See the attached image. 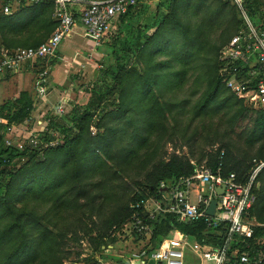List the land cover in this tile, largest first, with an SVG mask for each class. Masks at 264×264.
<instances>
[{"label": "trees", "instance_id": "trees-1", "mask_svg": "<svg viewBox=\"0 0 264 264\" xmlns=\"http://www.w3.org/2000/svg\"><path fill=\"white\" fill-rule=\"evenodd\" d=\"M254 2L244 0V10L252 23L264 30V20L256 19L258 10ZM143 3L144 0H137L127 14L119 17L118 34L111 44L113 61L102 72L103 82L109 77L116 84L117 100L111 98L114 89L93 87L88 90L89 102L82 106V112L73 110L72 126L51 121L35 148L27 144L22 150L17 146L8 147L6 133L2 134L7 127L0 125V264H43L46 255L53 254L59 237L58 232L49 229L48 216L76 211L83 206L81 199L87 198V205L92 207L93 200L101 193L97 190L92 194L89 187L104 191L109 186L103 199L116 202L120 190L115 184L137 160L146 167L141 169L146 170L144 183L134 195L130 196L129 192L127 201L114 206L94 239L98 245L93 251L105 252L107 241L114 242L117 233L136 214L151 230L144 257L157 250L162 240L174 231L201 244L222 245L227 225L214 228L205 220L181 223L176 215L169 213H156L151 219L142 202L161 200L165 192L162 183L170 188L179 179L196 172L192 159L185 155L173 153L168 159L154 161L159 149L156 141L162 139L152 141V137L166 129L164 121L174 111L179 116L187 113L194 117L232 113L228 119L232 123L247 111L255 113L246 141L250 145L262 143L257 154L239 158L225 144L204 153L196 164L207 160L215 173L221 165L224 176L235 173L242 179L255 166V161L264 162V110L250 108L237 98L219 73L220 53L232 36L246 28L245 20L233 0H157L149 19L142 23L135 17L145 12ZM6 6L11 7L10 14L4 13ZM55 9L56 3L52 0L37 3L0 0V50L38 47L46 42L59 26L53 18ZM77 16L80 17L78 8ZM218 29H221V39L216 41L212 34ZM124 32L128 34L119 40ZM131 57L135 58L136 66L128 65ZM191 80V96L204 87L193 105L190 98L180 99L177 93ZM166 93H171L174 99L167 100ZM33 111L34 99L28 91H22L17 98L0 106V117L9 125H22L31 120ZM96 112L102 113L97 122ZM130 128L133 132L127 139ZM46 144L50 146L45 147ZM109 162L114 163L113 167L108 166ZM93 179L94 182L88 181ZM258 181L261 187L251 214L259 223H264V169ZM43 206H49V212L40 213L39 207ZM254 237L249 240L248 249L243 244L235 246L253 255L264 247V227L255 228ZM92 260L85 261L99 264ZM58 264H63L62 259Z\"/></svg>", "mask_w": 264, "mask_h": 264}, {"label": "built area", "instance_id": "built-area-1", "mask_svg": "<svg viewBox=\"0 0 264 264\" xmlns=\"http://www.w3.org/2000/svg\"><path fill=\"white\" fill-rule=\"evenodd\" d=\"M37 3L40 0H28ZM56 3L55 18L59 22L56 32L38 47L20 48L15 51L2 49L0 61V78L7 73L19 74L26 63L37 64L38 61L48 62L53 58L61 43L69 37L77 22L75 11L80 13L81 25L86 35L96 46H100L107 36L114 21L129 12L136 5L137 0H52ZM243 13L245 29L239 30L224 46L220 53V76L226 87L246 105L255 110H264V30L257 28L244 10V0H233ZM10 6L4 8L9 14ZM48 71L40 77L46 79ZM39 90L45 91L42 82ZM41 125V121H39ZM0 125L6 126V135L14 134V124L0 117ZM45 131H48L45 130ZM44 132V131H43ZM39 137L28 136L25 140L15 141L6 138L8 147L17 146L24 149L25 145L33 148L39 145ZM53 145V144H51ZM50 146L46 144L45 147ZM225 151L221 152V156ZM191 177L179 179L172 187L162 183L165 189L161 200L149 199L142 202L146 214L151 219L156 213L176 215L181 223L205 220L210 227L217 228L227 225L221 246L201 244L189 236L179 232H172L171 236L162 240L159 248L150 256L139 260L140 264H263L264 247L253 255L248 251H241L235 244H243L250 248L249 240L255 239L257 219L251 214L257 203V191L261 187L258 178L264 169V162H256L251 171L242 179L237 174L228 176L222 174L221 165L216 173L207 165V160L198 165ZM224 188L223 194L217 189ZM216 200L214 216L208 214L211 202ZM151 203L154 210L149 211L147 204ZM140 207L137 205V208ZM132 230L138 235L150 233V228L143 220L134 215L132 221L124 227V231ZM112 248V246H110ZM106 251V248H104ZM88 251V250H87ZM93 251L84 254L80 260H68L64 264H89L85 261Z\"/></svg>", "mask_w": 264, "mask_h": 264}, {"label": "rangeland", "instance_id": "rangeland-1", "mask_svg": "<svg viewBox=\"0 0 264 264\" xmlns=\"http://www.w3.org/2000/svg\"><path fill=\"white\" fill-rule=\"evenodd\" d=\"M156 2L157 0H144L143 6L145 12L135 18H139L142 23L146 22L154 11L153 9ZM138 8L141 7L139 6ZM254 8L258 10L255 15L256 19L261 18L264 20V0H255ZM53 18L55 19V13L53 14ZM76 21H79V16L76 17ZM119 21V18L114 21L101 47H99L98 51L94 54L93 60L88 57L90 61L78 60V63L75 64V61L71 59L70 64H74H67L70 66L69 71L63 72V75L58 79L54 77L53 70L59 65L58 60L60 54H62L60 53V49L53 58L48 60V62H37L34 72L35 83L38 80L43 81L44 79L40 77L41 73L46 69H51L48 83L49 93L53 92V94H57L56 96H60L67 91L68 96L65 97L64 106L57 103L58 99H53L49 109H47L41 106V98L39 97L38 99L39 95L47 93L46 85H44V94L38 89L40 87L39 85H36L34 88H29L36 104L31 115V120L22 125H14L15 127L12 131L14 134L5 135L7 139L15 138V141L18 142L19 140H25L28 136H41L43 131L46 132L45 130H47L51 121L60 122L67 127L72 126L73 110L76 109L80 111V113L82 112V106L89 102L87 95L89 92L88 90L93 87L108 86L110 89H114L115 94L112 95L111 98L113 101L117 100L118 94L116 84L109 77H106V81L103 82L102 72L106 71L108 64L113 61L111 44L117 37L120 25ZM55 32L56 30L53 33ZM53 33L49 35V38ZM126 34L128 33L124 32L123 37L120 36L119 40L124 38ZM212 35L214 40L219 41L221 39V29L214 31ZM2 49L3 48L0 50V54ZM127 62L130 66L137 65L134 57L129 58ZM21 81L20 77L16 74L10 73L8 76L6 75L0 78V106L4 102L17 98L21 91H26L27 88L21 85ZM35 83L32 82L31 79H26L25 81V85L28 86H34ZM190 86H192V80L177 93L180 99L190 98V104L193 105L201 96L204 87H201L191 96L192 91ZM165 98L167 100H169V98L172 100L174 99L171 93H166ZM58 105L61 107L56 109ZM186 114L184 116H179L175 111L173 115L169 116L168 114L167 120L164 121L166 129L161 131L160 134L156 133L154 137H152V141L162 139L160 142L156 141V145L159 149L156 154L157 159L154 160L155 162L163 158L164 160L168 159L171 154L177 153L190 157L192 162L196 163L198 161L197 159H200L204 153L213 152L225 144H229L232 152L239 158H245L247 156L250 158V156H254L261 149L262 143L250 145L247 144L246 141L248 132L252 129L253 120L256 117V114L251 111L245 112L244 116L236 119L234 123L228 120L232 116V113L221 112L215 117H194V115ZM94 115L96 117L95 121L97 122L101 118L102 113L96 112ZM39 121H41V125ZM96 132L97 129L94 128L93 133ZM132 132V128L128 129L127 139L129 135H132ZM156 135H160V137ZM142 152H144V149ZM140 162L141 160H137L135 165L124 170L122 175L119 176L115 184L120 190L118 194L119 200L116 202H112L113 199L111 200V198L108 201H104L103 199V193L108 192L107 188H110L109 186H106L104 191H102L101 188L89 187L93 191L92 194H96L97 190H100L101 193L99 197L93 200L92 207L87 205V198L81 199L80 202L83 206L78 207L76 211L61 212L59 215L55 216L51 213L48 216L47 220L49 221H47V225L49 229L58 232L59 237H57V241L55 242L53 254L46 255L43 264H58L60 259H62V263L64 264L66 261L74 258L80 257L81 259L84 254L93 251L92 248L98 245L97 241L94 239L99 235L100 229H102L106 218L110 216L111 210L116 204L127 201L129 192L131 194L130 196H132V194L134 195V192L144 183L146 170L142 171L141 169H146V167H142ZM113 164L114 163L109 162L108 166L113 167ZM94 179L88 181L94 182ZM91 200L92 199H90V201ZM147 207L149 211L154 210L151 203L147 204ZM49 209V206H43L39 207L38 211L44 213L49 212ZM258 227H264V223H259L257 221L255 228ZM117 234L118 237L114 239V242L112 239V241H107L106 244H108V247L105 252L100 254L93 251V254L88 258H92V262H99V264H117L119 261L123 262V264H139L138 261L145 256L151 234L138 235L131 229L127 231L122 230ZM99 242L100 244L102 243V241ZM110 246H112V248H110Z\"/></svg>", "mask_w": 264, "mask_h": 264}, {"label": "crops", "instance_id": "crops-1", "mask_svg": "<svg viewBox=\"0 0 264 264\" xmlns=\"http://www.w3.org/2000/svg\"><path fill=\"white\" fill-rule=\"evenodd\" d=\"M101 45L96 46L94 41L86 35V31H85L84 27L81 25V21H80V17H79V21L77 22L76 27L73 29V31L71 32L69 37L67 39H65L59 47L60 53H62V54H60V57L58 60L59 65H57L56 68L53 70L54 77L56 79H58L60 76L63 75V72L65 73V72L69 71L70 66H68L67 64H69V65L74 64V63L70 64L71 59H73L75 61V64L78 63V60L79 61H84V60L90 61L88 57H90L91 60H93L94 54L98 51V48L101 47ZM35 67H36V64H32L30 62L26 63L23 66L21 72L19 74H16L22 80L21 85L23 87H26L27 88L26 91H28L31 94L29 88H32V87L34 88L36 85H39V83L42 82L47 87V93L44 95L38 96V99L40 97L41 98L40 101L42 100L41 106L43 108L49 109V106L51 105V102L53 99H58L57 103H59V105L61 104L62 106H64L63 103L65 101V97L68 96L67 91L65 92V94H62L60 96H56L57 94H53V92L49 93V91H48V89H49L48 83H49V78L51 75V69H49V70L46 69L48 71V75H47L45 80H43V81L38 80L37 81V79H36L37 82L35 83V81H34V75H35L34 72L36 70ZM26 79H31V81L34 82L35 85L34 86L33 85H31V86L25 85ZM59 105H58V107H56V109H59L61 107V106L59 107ZM35 106H36V104L34 102V107ZM138 263L140 264L139 261H138Z\"/></svg>", "mask_w": 264, "mask_h": 264}, {"label": "water", "instance_id": "water-1", "mask_svg": "<svg viewBox=\"0 0 264 264\" xmlns=\"http://www.w3.org/2000/svg\"><path fill=\"white\" fill-rule=\"evenodd\" d=\"M223 191H224V188H221V189H217V193L220 195V194H223ZM216 204H217V202H216V200H213L212 202H211V205H210V207H209V210H208V214L210 215V216H214V214H215V208H216Z\"/></svg>", "mask_w": 264, "mask_h": 264}]
</instances>
